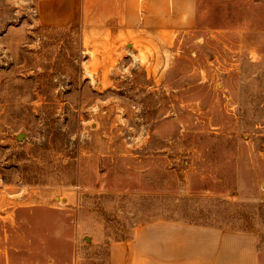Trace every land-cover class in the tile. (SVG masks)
I'll return each mask as SVG.
<instances>
[{"label":"rangeland","instance_id":"374dc122","mask_svg":"<svg viewBox=\"0 0 264 264\" xmlns=\"http://www.w3.org/2000/svg\"><path fill=\"white\" fill-rule=\"evenodd\" d=\"M40 1L0 0V264H152L171 222L252 232L264 264V0H196L156 85L102 78Z\"/></svg>","mask_w":264,"mask_h":264},{"label":"crops","instance_id":"0c3cea01","mask_svg":"<svg viewBox=\"0 0 264 264\" xmlns=\"http://www.w3.org/2000/svg\"><path fill=\"white\" fill-rule=\"evenodd\" d=\"M195 4L196 0H41L37 7L42 24L81 25L86 63L105 80L134 61L156 85L173 55L177 32L194 23ZM153 232L152 264H261L256 236L249 231L171 222L155 224ZM117 253L112 249L113 259Z\"/></svg>","mask_w":264,"mask_h":264}]
</instances>
